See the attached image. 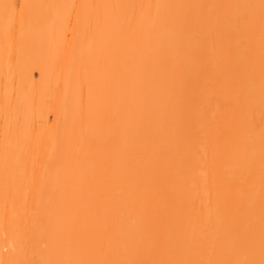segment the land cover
Here are the masks:
<instances>
[{"label":"bare ground","instance_id":"bare-ground-1","mask_svg":"<svg viewBox=\"0 0 264 264\" xmlns=\"http://www.w3.org/2000/svg\"><path fill=\"white\" fill-rule=\"evenodd\" d=\"M260 4L0 0V262L259 259Z\"/></svg>","mask_w":264,"mask_h":264},{"label":"snow or ice","instance_id":"snow-or-ice-1","mask_svg":"<svg viewBox=\"0 0 264 264\" xmlns=\"http://www.w3.org/2000/svg\"><path fill=\"white\" fill-rule=\"evenodd\" d=\"M23 7V6H21ZM97 8L100 7H121L119 5L109 6V5H97ZM123 7H150V6H123ZM240 7H255L252 5H244ZM261 9V35H262V48H264V0H261L260 4ZM7 9V6H5ZM16 6H12V17L15 18ZM191 21L185 19L182 21L183 24H189ZM238 24L250 28L254 23V19L250 16H240L238 18ZM100 24L99 18L90 19L88 25L90 28H96ZM11 32L6 29L5 37L6 39L11 38ZM93 94V89L89 88L90 97ZM261 110L262 115H264V78H262L261 84ZM261 185H262V201H261V210H262V229H261V238H260V253L259 259L255 258L254 255V242L249 237L245 240V245L250 249V257L248 259H208V260H180V259H165V260H145V259H67V260H58V261H44L41 264H264V123L261 126ZM2 264V262H0Z\"/></svg>","mask_w":264,"mask_h":264}]
</instances>
